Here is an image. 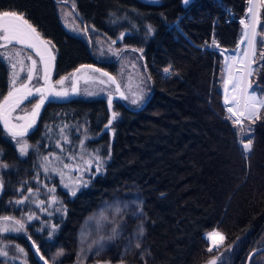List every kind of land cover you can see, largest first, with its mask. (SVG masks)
Masks as SVG:
<instances>
[{
	"label": "trees",
	"instance_id": "1",
	"mask_svg": "<svg viewBox=\"0 0 264 264\" xmlns=\"http://www.w3.org/2000/svg\"><path fill=\"white\" fill-rule=\"evenodd\" d=\"M225 1L237 16L245 14L248 0ZM181 2L75 0V9L82 22L92 27L93 38L116 41L125 51L140 50L149 84L150 98L143 109L113 103L119 118L109 128L112 140L109 132H102L109 120L103 98L48 103L36 129L27 136L29 144L37 145L38 153L29 152L25 158L3 139L0 128V157L10 167L2 178L0 216L18 214L9 202L21 188L23 193L29 189L31 195L39 193L40 198L46 193L48 182L43 180L45 185L38 186L35 175H43L40 160L45 154L59 152L55 144L61 138L54 126L85 121L87 134L98 138L88 141L87 147L94 150L101 146L102 156H108L103 170L90 176L75 195L56 190L58 203L48 219L52 224L40 225L39 218L27 227L28 237L45 258L43 248L49 245V252L64 250L62 264H73L83 221L129 184L136 186L142 201L145 255L129 254L112 259L114 262L207 264L216 254L208 251L204 235L213 230L225 237L224 247H232L223 264H245L251 251L264 246V110L251 123L252 146L245 156L238 127L226 118L222 103L224 56L200 48L209 41L214 26L220 48L232 52L241 38V28L235 22L225 23L224 15L206 0H193L186 8ZM57 10L55 0H0V11L23 14L55 45L54 80L82 65H95L115 75L117 62L98 61L94 40L89 44L87 39L70 34ZM260 18L258 33L264 36V9ZM146 26L152 27L151 36ZM261 47L264 44L258 42V63L253 65L259 71L250 78L258 95H264V61L258 55ZM169 66L171 74L165 75L163 70ZM6 89V69L0 64V95ZM49 123L53 126L44 127ZM53 183L57 186L56 180ZM7 239L26 249L29 264H38L26 237ZM108 256L104 253L95 260L106 261Z\"/></svg>",
	"mask_w": 264,
	"mask_h": 264
},
{
	"label": "rangeland",
	"instance_id": "2",
	"mask_svg": "<svg viewBox=\"0 0 264 264\" xmlns=\"http://www.w3.org/2000/svg\"><path fill=\"white\" fill-rule=\"evenodd\" d=\"M60 1L62 2L57 3L58 5L57 11H58L60 22L62 23V25L65 26L64 28L72 35L83 37L85 40L87 39L89 41V44L91 43V38H92V40H94V43H95L94 55L96 56L98 61H111V60L114 61L116 59L117 70H116L115 75L113 76L116 78L117 84L120 85V91L125 93V95L128 97L127 99H124L121 102H123L127 107H130V108L140 107L147 100V98L149 97V93H150L146 74L142 66V61L139 57L140 50L132 51V49H130V51H125L123 50L124 47H117L118 45L116 44L117 43L116 41L115 43H112L113 42L112 40L101 39V38L97 39L96 37L93 38L92 37L93 36L92 27L86 26L87 33H84L83 26L81 25L77 17L74 15L71 8L68 5L64 4L63 0H60ZM141 1L146 2V3H152V4H159L162 2V0H158V2H154V0H141ZM67 2L73 6L75 0H67ZM249 6L250 5L248 4L246 7L245 16L247 14V9L249 8ZM65 13H68V15L65 16ZM146 29L148 32V26H146ZM152 33L153 32L151 33L148 32V36H151ZM240 40L238 44L240 43ZM11 46H17V45H11ZM235 51H232L234 53H229V54L227 53V55H233L235 54ZM31 57L39 62V58L36 57L35 55ZM23 58L25 59V57ZM28 62H29L28 64L30 67L31 61L28 60ZM7 63L9 62L7 61ZM133 65H135V67H133ZM24 66H25V63H24ZM24 68L23 70H26V67ZM37 69H38V74L41 77V79H39V81L35 84L34 81L36 79L34 78L31 81L30 86H39V85H43L44 83L42 79L43 74L40 71L39 63L37 64ZM16 70L17 72H19L20 76L21 74H23L20 65H17ZM11 72H12V69H11ZM72 72L58 79H55V80L53 79L52 84L55 85L56 90L67 91V96H68V93L72 94V92L74 91L73 85L75 84V89L77 88V94L75 98L107 99L109 95L112 96L116 94V91H115L116 88L111 82H107L105 84H101L99 82L101 79L104 81H107L105 77L101 76V74L94 72V71L87 70V71L78 73L76 76H73ZM221 76H223V74H221ZM64 77H68V79L65 80L63 85L55 84L56 81H59ZM24 81L26 82L27 78ZM221 82H222V103L227 112L228 105H225L224 103L225 91H224L222 77H221ZM229 88H231V86H229ZM141 89H143L142 99L138 102V104H135V105L132 104L131 100L135 98L136 95L141 94L140 93ZM9 91H10V86L8 87V92ZM8 92L6 93L4 98L7 96ZM4 98L0 100V103L4 100ZM36 101H37V98H35L34 103L28 110H24L23 108H21L23 110H20V113L13 112L12 121H11L12 124H21V125L25 124V119L17 120L16 117L18 116L27 117L28 115L26 113L30 112V110L32 109ZM112 109H113V105H112ZM227 114L228 116L230 115L228 112ZM118 116L119 115H117L116 119L112 121V124L115 123L116 120H118L119 118ZM50 125L53 126V123H49L48 125L45 124L44 127H47V126L49 127ZM65 125H67V127H62V125L60 126L56 125L54 126V128L58 132L59 135H60V129L64 128V133L68 135L69 139L71 140V143L64 144L63 139L60 135L61 139L58 141L62 144V146L65 148L66 151L61 153L60 149L56 147V144L58 142L56 141L55 148L59 149L57 150L59 152L56 153V152L50 151L44 155V157L45 156L49 157V161L47 162V165H46L48 168L47 172H45L44 167H41V165L46 164V162L42 158L40 160L41 161L40 171L43 172V175L40 176L38 175L39 173L35 175L36 176L35 184H37L38 186L45 185V183H42L43 180H46V183L48 182L49 185L45 186L46 193L43 195L42 198H40V195L38 192H37L38 194L36 195L29 196V190L26 193H23L24 190L23 188H21L18 190L17 197H15L9 202V204H11L14 207V210L18 211V214L6 215V216H12V217H15L16 219H23L26 223V233L25 232L0 233V248L7 246V251H8L7 257L0 256V261L3 264H29L28 252L26 251V249L22 246H19L15 242H11L10 240L7 239V237L12 236V237H26V239L29 238L28 233H27V227L32 222L37 221L39 218L41 219L39 222L40 225L53 222L52 219L49 221L48 219L51 216H53V213H52L53 205L55 206L58 203V202L52 203V197L56 196L55 195L56 190L59 189L69 195H72L69 192V188L64 187L65 183H67L70 188H74L75 193H76L84 184L74 183L73 182L74 178L82 175L84 180L88 181L90 176L99 174L96 172L94 167L84 172H76L74 170L69 172L68 169H64L63 164H61L57 160L52 159V156L50 154L54 153L58 156H61L65 163H73L72 161L68 160V156L75 154L77 156L76 162L73 165V167L75 168L76 165H82L84 163V161L80 159V155H83L84 159L88 158V153L98 152L99 155L102 156L101 146L96 147L94 150L89 149L87 147L88 141H93L98 138L97 136L93 137L87 134V125L85 121H82L79 123H73V124L68 122ZM236 127H238L239 145L241 147L242 153L246 156L248 153L244 152L242 139H243V142H247L248 136H251L252 138V124L249 123L248 121H244V127L246 129L251 128V132L250 133L245 132L243 136L241 135L239 131V126H236ZM54 128H50V132H53ZM69 132L72 138L70 137ZM3 133H4L3 139L9 141L17 149L18 155L21 158H25L29 152L38 153L37 148H36L37 145L29 144L27 141V138L23 137V140L26 141L30 147L25 155H21L16 140H14L12 136H10L7 132L4 131ZM81 140H84V148H81L80 146ZM102 157L105 160L108 159V156L106 157L102 156ZM0 164L7 165L5 162L2 161L1 157H0ZM54 168L64 170L65 175L63 176V178L59 174L53 171ZM8 169H10L8 165L7 167H0V191H1L0 193H2L3 187H4L2 178L4 176V172L7 171ZM55 180L57 181V186L54 185L53 183V181ZM52 188H55L54 193L49 191V189H52ZM118 191H119L118 194L114 195L110 200L104 201L94 212H92L83 221L77 233V237H76L77 238V250H76L75 261L73 264H125V262L123 261L114 262L112 259H122L124 256L129 255V254H136L137 256H140V257L145 255L142 241L144 239V225H145L146 220L141 210L142 201L139 197L137 188L135 185L129 184V185H126L125 188L119 189ZM24 197H28V199L25 200L24 204L18 205L15 203L16 200L23 199ZM30 210H32V212ZM29 214L34 215L36 218L31 221H28L27 217ZM2 226H3V222H0V227ZM141 228L143 229V234L139 235V230ZM113 229H116L115 238L108 239V237H111L114 235ZM206 236H207V233L204 235V238L208 242V245L210 247L212 245V242L206 239ZM102 237L104 238L103 240L101 239ZM214 240L218 243L219 237L214 238ZM136 243L140 244L139 248L135 247ZM223 244H224V241H223ZM223 244L220 246L219 250L214 249L213 251L216 254L214 257H221L224 263L230 257L232 247L231 246L224 247ZM17 246L24 249L23 254L18 252ZM49 249H50L49 245L44 246L43 250L47 252V258L45 257L44 258L49 261V264H53V258L55 257V254L59 250H63V249H56L51 252H49ZM104 253H107L109 255L107 257L108 260L106 261L95 260V257L100 256ZM64 256H65V252L63 250V255L55 259V264H62V260ZM256 264H264V255L257 260Z\"/></svg>",
	"mask_w": 264,
	"mask_h": 264
},
{
	"label": "snow or ice",
	"instance_id": "3",
	"mask_svg": "<svg viewBox=\"0 0 264 264\" xmlns=\"http://www.w3.org/2000/svg\"><path fill=\"white\" fill-rule=\"evenodd\" d=\"M63 2H67V0H63ZM154 2H158V0H154ZM249 8L247 9V14L244 19L240 21V23L244 26V31L240 40V43L237 45V50L233 55H225L222 51L221 54L224 55V72L226 75L222 76L223 86L225 91V105H228L227 112L230 114L227 119H231L233 121L234 126H239V131L241 135L245 132H251V128L244 127V121H248L249 123H254L257 119L260 118L259 113L261 110H264V95H258L255 88L253 87V83L251 81V77H253L258 71L259 67L254 68L253 65L257 64V44L258 42L264 44V36H259L258 33V25L261 23L260 18V10L264 9V0H248ZM185 5L190 3V0H183ZM73 11H75V5H73ZM68 13H65L67 16ZM94 30V29H93ZM153 31L151 26H148V32L151 33ZM84 32L87 33V28L84 29ZM123 33L121 34V38H123ZM259 36V40H258ZM112 43H115L113 41ZM11 45H20L21 48H29L32 49L36 55L40 58L39 62L33 59L27 53H22L21 49L11 48ZM206 46H215L219 48V45L215 40L211 42V45ZM244 46V47H242ZM55 45L52 44L50 40H45L41 34L37 31V29L31 25L23 16V14H18L15 11H0V48L4 49V52H0V56H2L5 60L9 61V65L12 69L10 75V91L8 95L4 98V102L0 104V122L3 123L5 131L8 132L10 136L14 140H16L18 144L19 151L21 155H25L29 149V145L26 141L23 140V137L27 134L29 128L33 126L35 123V117L39 114V110L41 106L44 104L45 100L48 99L49 96L54 97H66L67 91L56 90L55 85L52 84L50 80V69L52 66V62L55 59L53 52L51 51ZM132 51H137L136 49H132ZM142 51V50H141ZM118 54V53H117ZM259 60L264 61V47L259 49ZM26 57L29 61H31V66L27 70V81L20 80L19 72H17V65H20L21 69L24 68V58ZM42 65L43 68V85L39 86H30L31 81L35 78L37 80L41 79L38 74L37 64ZM83 68H90V65L82 66ZM135 67V65H133ZM81 69H76V72H80ZM94 72H100V69H93ZM165 75L171 74V66L164 68ZM75 76V73L72 74ZM102 77H108V81L100 80L101 84H105L107 82H111L116 85V91L120 92V85L117 84L116 78L110 76L107 72L101 73ZM68 77H64L59 81H56L55 84L63 85L65 80ZM150 79V77H149ZM231 86V88H229ZM73 90L75 91V84L73 85ZM140 95H136L135 98L131 100L132 104H138V102L142 99L143 89L140 90ZM33 94L39 95V101L34 105V108L31 112V120H28L25 124H12V113L16 110L17 107L29 96ZM120 96L123 99H127L128 97L125 93L120 92ZM109 108L112 107V96L108 97ZM118 113H112V119L109 120L108 125L105 127H109L112 124V121L116 119ZM234 118V119H233ZM17 120L27 119V117H16ZM67 127V125H65ZM60 135L63 139L64 144H70L71 140L68 135L64 133V128L60 129ZM243 149L245 153H249L251 151L252 146V138L248 136L247 142H243ZM81 148H84V140L80 141ZM56 147L60 149L61 153L65 152V148L58 141ZM52 159L59 161L63 164L64 169H68L69 172L74 170L76 172H84L88 171L91 168H95L96 172L99 173L103 170L105 159L99 155V153H88V158L84 159L83 155H80V159L84 161L82 165H76L75 168L73 165L76 162L77 156L75 154L69 155L68 160L73 163H65L61 156H58L54 153L50 154ZM247 159V157H245ZM44 161L45 165H41V167L45 168V172H47V162L49 161V157L45 156ZM0 167H7V165L0 164ZM54 172L59 174L62 178L65 175L63 169H53ZM74 183H83L85 186L87 185V181L84 180L83 176H78L74 178ZM64 187L69 188V192L72 195H75V189L70 188L67 183L64 184ZM50 192H55V188L49 189ZM32 190L29 189V195H31ZM28 197H24L23 199H18L15 201L16 204H24L25 200ZM57 197H52V203H57ZM42 203V202H41ZM39 206V205H38ZM36 217L32 214H29L27 219L31 221ZM0 222H3V226L0 227V233H8V232H25L26 233V223L23 219H16L12 216H2L0 217ZM55 228L53 227V231ZM114 235L108 237V239H114L116 229H113ZM143 234V229L139 230V235ZM51 236V233H49ZM219 237V242L217 243L214 238ZM30 238V237H29ZM104 239L103 237L101 238ZM206 239L212 242V245L208 248L209 252H212L214 249L219 250L220 246L223 244L225 237L222 233L213 230L207 233ZM35 247V244H33ZM135 247L139 248L140 244L136 243ZM18 252L21 254L24 253V249L17 246ZM259 249L254 250V252L250 255L249 260L251 261L252 256L256 254ZM37 254H39V249H37ZM63 255V250H59L55 257L53 258V264H55V259ZM0 256H8L7 246L0 248ZM41 260H44V264H49L48 260H45L43 256L40 257ZM209 264H223V260L221 257H214L210 260Z\"/></svg>",
	"mask_w": 264,
	"mask_h": 264
},
{
	"label": "water",
	"instance_id": "4",
	"mask_svg": "<svg viewBox=\"0 0 264 264\" xmlns=\"http://www.w3.org/2000/svg\"><path fill=\"white\" fill-rule=\"evenodd\" d=\"M56 1V3H61L62 1H60V0H55ZM192 1L193 0H190V3H192ZM64 4H66V5H68L70 8H71V10L73 11V6L70 4V3H68V2H63ZM189 3V4H190ZM181 4H182V7H184V8H186L189 4H187V5H185L184 3H183V0H182V2H181ZM73 13H74V15L77 17V19L80 21V23H81V25L83 26V28L85 29L86 28V25L82 22V20L80 19V17H79V15H78V13H77V11H76V9H75V11H73ZM84 29H83V32H84ZM85 33V32H84ZM18 46H20V45H18ZM26 49H28L29 51H31L36 57H38L37 55H36V53L32 50V49H29V48H26ZM51 51L53 52V54H54V56H55V59H54V61L52 62V66H51V69H50V80H51V82L53 81V74H54V70H55V60H56V55H55V52H54V50H53V48L51 49ZM39 58V57H38ZM40 59V58H39ZM40 65V64H39ZM82 66H86V65H82ZM82 66H79L78 68H76V69H81V71L80 72H83V71H93V69H100V72H97V73H99V74H101L102 72H107L106 70H103V69H101V68H99V67H97V66H95V65H90L91 67L90 68H83ZM76 69L72 72V74L73 73H75V76L78 74V73H80V72H76ZM40 71H41V73L43 74V68H42V65H40ZM110 76H113L112 74H110L109 72H107ZM114 77V76H113ZM105 79L108 81V77H106L105 76ZM110 82V81H109ZM114 86H115V88H116V85L115 84H113ZM115 91H116V89H115ZM121 92V91H120ZM120 92H117L116 91V94H114V95H112V105H113V102H115V101H123L124 99L123 98H121V96H120ZM9 93V92H8ZM76 94H77V88L75 89V91H73L72 92V94H70V93H68V96H66V97H63V98H60V97H54V96H49L48 97V99H46L45 100V102H44V104L41 106V108H40V110H39V114L35 117V123L33 124V126L31 127V128H29L28 129V131H27V134L24 136V137H27L29 134H31L34 130H35V128H36V126H37V124H38V122H39V120H40V117H41V114H42V112H43V110H44V108H45V106L48 104V103H65V102H68V101H70V100H73V99H75V97H76ZM8 95V94H7ZM35 98H37V101H36V103L39 101V95L38 94H33V95H31V96H29L27 99H25L22 103H24V102H26V101H28V100H32V99H35ZM150 98V97H149ZM149 98L140 106V107H138V108H136V109H134V110H141V109H143L144 108V106L147 104V102H148V100H149ZM105 101H106V104H107V109H108V112H109V120L110 119H112V113H113V109H112V107H111V109L109 108V104H108V98L107 99H105ZM4 102V100L0 103V104H2ZM21 103V104H22ZM35 103V104H36ZM34 104V105H35ZM33 108H34V106L32 107V109L30 110V112H28V113H26L27 115V119H25V123H27V121L28 120H31V112H32V110H33ZM109 120H108V122H109ZM106 125H108V123L106 124ZM0 126H1V128H2V130L3 131H5V128H4V125H3V123L2 122H0ZM110 126L111 125H109V127H104L103 128V130H102V132H109L110 134H111V140H112V138H113V132L109 129L110 128ZM5 132H7V131H5ZM101 132V133H102ZM8 133V132H7ZM100 133V134H101ZM27 242H28V245H29V249H30V252L32 253V256H33V258L38 262V264H44V260H41L40 259V257L41 256H43L42 254H41V252H40V250H39V254H37V249H39L38 248V246L33 242V240L31 239V238H27ZM33 244H35V247H33ZM256 249H259L260 251H257L256 252V254L254 255V256H252V259H251V261L249 260V257H250V255L254 252V250H256ZM256 249H254L253 251H251L250 253H249V255L247 256V258H246V261H245V264H251V262H252V260L256 257V256H258L259 254H261V253H264V246H260V247H258V248H256ZM44 257V256H43ZM46 260V259H45ZM207 264H209V263H207Z\"/></svg>",
	"mask_w": 264,
	"mask_h": 264
},
{
	"label": "built area",
	"instance_id": "5",
	"mask_svg": "<svg viewBox=\"0 0 264 264\" xmlns=\"http://www.w3.org/2000/svg\"><path fill=\"white\" fill-rule=\"evenodd\" d=\"M208 2H210L211 4L214 5V7L221 13L224 15V21L227 24H231L233 22L238 23L241 27H242V33H243V29L244 26L240 23V21L242 19L245 18V14L244 16H237L235 11L233 10V8L231 6H229L225 0H206ZM249 4V2H247V5ZM199 21V20H198ZM216 20H214V24H215ZM174 25H176L174 23ZM215 40L216 43L219 45V48H216L215 46H206V45H211V42ZM202 50L205 51H212V52H218L221 53L223 50L220 48V42L219 39L216 35V30L215 27L213 26L212 30H211V34H210V39L208 42H206L202 47H200ZM225 55H227V53L225 51H223Z\"/></svg>",
	"mask_w": 264,
	"mask_h": 264
},
{
	"label": "flooded vegetation",
	"instance_id": "6",
	"mask_svg": "<svg viewBox=\"0 0 264 264\" xmlns=\"http://www.w3.org/2000/svg\"><path fill=\"white\" fill-rule=\"evenodd\" d=\"M11 48H16V49H21V51H22V53H27V55H31V56H33L34 54L31 52V51H29L28 49H26V48H21V47H19L18 45L17 46H10V49ZM5 50L4 49H2V48H0V52H4ZM7 61L8 60H5L4 58L2 59V56H0V64H3L4 66H5V69H6V80H7V89H6V91H5V93L4 94H2V95H0V100L2 99V98H4V96L6 95V93L8 92V87L10 86L9 85V83H10V75H11V67H10V65H9V63H7ZM9 62V61H8ZM24 63H25V66L24 67H26V70H22V72H23V74H21V76H20V80L18 81V83H20L21 81H24V80H26V78H27V70H28V68H29V62H28V60H27V58L25 57V59H24ZM25 69V68H24ZM39 80H35L34 81V83L36 84L37 82H38ZM34 101H35V99H32V100H28V101H26V102H24V103H22V104H20L19 105V107H17L16 108V110L14 111V112H18V113H20V110H28L31 106H32V104L34 103ZM21 108H23V109H21ZM37 127V126H36ZM0 128H1V126H0ZM36 129V128H35ZM1 130H2V128H1ZM3 131V130H2ZM4 132V131H3ZM30 135V134H29ZM28 135V136H29ZM26 138H28V137H26ZM1 192V191H0Z\"/></svg>",
	"mask_w": 264,
	"mask_h": 264
},
{
	"label": "bare ground",
	"instance_id": "7",
	"mask_svg": "<svg viewBox=\"0 0 264 264\" xmlns=\"http://www.w3.org/2000/svg\"><path fill=\"white\" fill-rule=\"evenodd\" d=\"M114 61L117 62L116 59Z\"/></svg>",
	"mask_w": 264,
	"mask_h": 264
},
{
	"label": "crops",
	"instance_id": "8",
	"mask_svg": "<svg viewBox=\"0 0 264 264\" xmlns=\"http://www.w3.org/2000/svg\"><path fill=\"white\" fill-rule=\"evenodd\" d=\"M225 75V74H224Z\"/></svg>",
	"mask_w": 264,
	"mask_h": 264
}]
</instances>
